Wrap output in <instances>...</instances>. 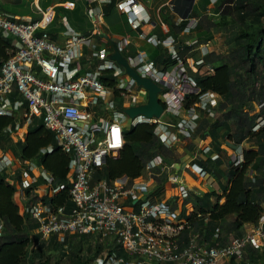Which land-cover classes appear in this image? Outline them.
<instances>
[{
    "label": "built area",
    "instance_id": "built-area-1",
    "mask_svg": "<svg viewBox=\"0 0 264 264\" xmlns=\"http://www.w3.org/2000/svg\"><path fill=\"white\" fill-rule=\"evenodd\" d=\"M115 7L126 14L130 28L136 31L139 39L153 47L164 48L175 65L167 69L157 67L146 50L130 54V33L116 40L111 51L105 29L102 30L106 28L104 13L98 8L87 10L93 24L89 34L76 31L63 19L64 42L61 44L53 40L48 31L55 20L52 9L44 10L37 5L39 19L20 18L0 11V33L4 38H13V47L7 49L8 58L0 61V116L14 117L21 112L26 123L34 116H42L57 146L70 155L73 169L72 184L68 188L73 202L70 209L66 204L56 206L43 201L27 204V212L38 224L42 238L46 240L57 235L63 241L69 234L94 235L114 249L96 257L95 264H231L232 259L243 258L247 246L264 249V206L258 224L246 226L243 235L220 243L221 229L218 227L212 239L202 237L201 231L195 230L191 220L182 216L179 209L192 192L180 179L177 163L155 159L145 165L142 176L133 180L128 176L95 179L97 169L108 158L120 157L126 143L124 127L128 119L133 126H155L161 142L171 148L182 138L185 141L193 139L201 113L214 117L219 99L216 92L203 91L189 71L212 73L214 67L201 69L199 66L204 64V58L195 60L191 55L180 54L185 46L200 50L203 57L210 53L209 44L192 37L198 23L196 16L178 18L177 25L184 20L188 22L181 31L187 39L179 44L169 26L161 20H153L148 8L139 0H119ZM158 25L163 35L152 31ZM95 35L100 37L98 48V43L93 41ZM85 49L89 51L87 59L95 65L80 73ZM115 51H119L141 76L151 78L160 86L158 98L164 107L160 116L130 117L126 110L116 107L112 99L118 97L116 91L120 97L131 100L126 108L145 104L147 99L142 100L135 91L137 82L125 67L111 58ZM107 74L115 81L114 86L106 83ZM15 93L24 100L15 99ZM190 98H195L194 102L187 105ZM101 103L106 110L105 116L98 110ZM95 117L97 121L93 122ZM263 126L264 119L259 117L253 131L258 132ZM19 127L16 123L6 126L4 131L13 134ZM246 149L245 141L236 142L229 153L235 167L243 166ZM53 150V146H47L40 151ZM202 153L211 154V145L204 146ZM197 156V152L191 155L193 167L205 178L208 171L196 162ZM12 163L6 154L0 153V172H5ZM27 164L22 173V191L28 188L35 191L41 185L46 194L55 195L67 189L66 184L57 183L54 174L43 166L32 160ZM166 172L167 182L177 192L168 198H158L154 196L152 183ZM196 217L209 221V213L198 212Z\"/></svg>",
    "mask_w": 264,
    "mask_h": 264
},
{
    "label": "trees",
    "instance_id": "trees-1",
    "mask_svg": "<svg viewBox=\"0 0 264 264\" xmlns=\"http://www.w3.org/2000/svg\"><path fill=\"white\" fill-rule=\"evenodd\" d=\"M204 2L210 3V0ZM215 3L220 11L219 18L203 14L195 29L202 26L200 36L205 39L212 36L211 30L231 31L226 33L230 51L227 54L213 51L205 55L204 64L200 68L205 69L211 65L214 72L195 73L193 76L203 91L216 92L222 100L214 108V118L204 117L199 121L188 149L196 146V138L205 139L208 136L211 137L213 149L218 152H224L220 146L225 140L237 143L251 141L255 145L245 151V162L241 168L235 167L229 156L221 157L223 153L215 160L210 157L199 158L197 161L219 181L221 193L213 190L202 197L191 195L184 202L182 216H187L195 230L201 231V236L208 240L212 239L219 227V242L226 243L235 236L243 235L246 226L258 224L264 206V126L258 132L253 131L258 118L264 119V0H218ZM76 11L77 7L74 9L75 15ZM192 15H197L196 9ZM70 19L74 20L72 17ZM81 23L83 22H73L77 28H80ZM187 24L184 20L180 25L174 26L175 33L181 34ZM12 47L13 38H4L0 33V61L8 58L7 49ZM155 48L157 51L162 50V47ZM183 50L181 54L185 55L191 48L185 46ZM153 59L164 69L175 65V61L165 51L159 52ZM109 77L110 74H107L106 83L114 86L115 81ZM258 82L259 86H256ZM116 94L119 96V91ZM194 99H188L187 105L192 104ZM254 100L260 105V110L251 114L247 106L252 107ZM12 122V117L0 116V147L10 139L2 129ZM222 130H225L223 134L220 133ZM124 132L126 143L120 157L108 158L97 169L96 180H113L122 176L136 179L142 176L145 165L157 156L168 164L180 162L178 147H166L155 133V126L140 124ZM53 143L55 146L52 152H40L41 148ZM21 145L23 158H35L40 165L54 174L57 183L67 186L60 193L41 200L49 205L66 204L70 209L73 206L68 192L71 186L68 179L70 155L57 146L53 132L43 124L34 126ZM5 176V172H0V219L3 221L0 264H61L65 258L71 264H92L105 248L109 252L114 250L112 245L107 247L94 235L69 234L63 241L55 235L43 239L40 233L35 232L38 224L28 214H20V207L14 198L16 186L8 183ZM166 178V173L156 177L161 188ZM160 191L157 193L160 194ZM27 194H34L33 189L27 190ZM37 199L35 195L33 200ZM190 202L195 207L191 216L187 213V204ZM198 212L209 213V221L197 219ZM55 254H58L57 258L51 262V257ZM231 264H264V249L247 246L243 258L232 259Z\"/></svg>",
    "mask_w": 264,
    "mask_h": 264
},
{
    "label": "crops",
    "instance_id": "crops-1",
    "mask_svg": "<svg viewBox=\"0 0 264 264\" xmlns=\"http://www.w3.org/2000/svg\"><path fill=\"white\" fill-rule=\"evenodd\" d=\"M118 1L119 0H0V11L8 12V13L15 15V16H18L20 18L31 17L33 19H39L41 17V14L37 9V5H39L44 10L52 9V11L54 12V15H55V19H57L58 21L55 23V20H54V22L48 26V31L50 33L51 38L61 44L64 42V37L62 36V31L64 29L62 20L66 19L71 24V26L76 29V31H78L82 34H89L92 31V27L90 24L92 21L87 14V10L89 7H94V8L100 9L104 13V21H105L106 28L103 27L102 30L105 29L106 36L108 37V40L110 42V48H111L110 50L111 51L113 50V46L115 44L114 42L116 40H120L123 36H125L129 33L131 34V39H132V42H131L130 47H129L130 54L135 53L139 50H146L148 52V55L150 56V58L153 59L159 52L165 51L164 48H162V50L157 51L155 47L148 44L145 40L139 39L137 37L136 31L132 30L130 28L128 22H127L126 14L117 11L115 5L117 4ZM139 1L148 8L153 20H155V21L161 20L164 24L169 26L171 35H173L176 38V40L178 41L179 44L182 43L183 39H187V36L184 38L181 34L177 35L175 33V27L174 26H178L177 20L179 17L185 18V17H187V15H190V16H196L200 20L202 18L203 14L213 15L215 18L216 17L219 18V14H220V11L217 9V3H213L212 0H210V3L204 2L205 0H200V1L199 0H139ZM41 4H47V5L45 7H42ZM59 7H62L63 9H59ZM76 7H77V11H76V15H75L74 9ZM193 9L194 10L196 9L197 15H192V13L194 11ZM57 11H58V13H57ZM56 14H58V15H56ZM71 17L74 18V20H71L70 19ZM84 17H86V19H88V23L86 21H84ZM73 22L74 23L75 22H83V23H81L80 28H77L74 26L75 24H73ZM201 29H203L202 26L201 27L199 26V28L197 27L194 30V32H193L195 34L194 37H198L199 40L204 44H209L210 52L215 51L216 53H220L216 49V46L218 43V39L216 37V34H212L211 37H209L208 39H205L204 36H202V37L200 36ZM152 31H155V32L162 34V35L164 34L160 25L153 28ZM192 36H193V34H192ZM93 41L98 43L97 48H98V45L101 46V44L99 43L100 37L98 35H95L93 37ZM226 44L229 48V45L227 42H226ZM149 47H152V49H149ZM183 51L184 50L180 51V54ZM84 53L86 56L89 53V51L87 49H85ZM181 55H184V54H181ZM185 55H191L195 60H198L200 58H204L202 56L201 51L198 49L191 50L190 53H188V54H187V52H185ZM87 57L88 56L81 59L82 64H83V69L81 70L80 73L86 72L87 70L91 69L95 65V63L91 64L89 62V60L87 59ZM93 62H94V60H93ZM156 66L159 67L158 64H156ZM159 68H162V67H159ZM193 72L197 73L195 71H193ZM192 76H193V74H192ZM125 79H127V77H125ZM137 90L139 91L140 89L137 88ZM13 97L15 99L24 100V98L20 94H17V93H15ZM112 99L114 100L116 107L121 109V110L122 109L125 110L126 105L129 104V102H128L129 98L124 99V97L118 96V97H115ZM141 99L146 100L147 97H144L141 95ZM221 100H222V97L219 95L218 105H219V102ZM101 104L102 105L99 106L98 110L101 112V114H103V116H105L104 112L106 113V110H104V107H103L104 104L103 103H101ZM25 105H26V101H25ZM204 117H209V116L205 113H201V117H200L199 121ZM214 117H210V118H214ZM12 119H13V122L6 125V126H14V125H16V123H19L20 127H19V129H17L16 132H13V134L6 133L4 131V128L6 126L3 127L2 132L5 135L7 134L10 137V139L7 142H4L2 144V146L0 147V153L6 154L13 162L12 165L5 171V174H6L5 177H6V181L8 183L16 186L14 198L20 207L19 212L21 215L28 214L30 216V214L27 212V209H26L28 203L36 202V201L41 202L42 201L41 199L43 197L53 196V195L46 194L43 186H41V185L38 188H36L35 191L33 190L34 194H27V190H29L30 188L26 189L25 192L22 191V189L20 188L22 185L23 178H24V176L22 174L23 169H25L28 166V164H27L28 160H32V161L36 162L38 165H40L35 158H32V159L27 158L26 159V158L22 157L21 148L23 145H21V143H24L26 141V139L28 137L29 130H31L32 127H34V126L36 127L39 124L44 125V121H43L42 116H34L30 123H26L21 112L16 113L15 116L12 117ZM95 121H97V117H95L93 119V122H95ZM132 126L133 125L131 124L130 119H128V121L124 127V131L126 129L127 130L131 129ZM44 127H45V125H44ZM46 129H48V128H46ZM224 131L225 130H222L220 133L223 134ZM205 139H207L206 142H205ZM205 139L199 138V137L196 138L195 139L196 146L193 149H188L190 141H185V140H183V138L181 139L180 142L175 144V146L178 147V151L181 150L182 153L188 151V155H189L188 156L189 158H187L185 160L182 159V160H180L179 163L176 164V171L179 173V176H180V179L182 180V182L190 188V190L192 192L191 195L194 194V195L200 196V197H202L206 192L213 191L214 189H216L217 186H219V189H220V184H219V181L217 179H215L210 173H208L205 176V178L200 176L197 173V171L193 167L194 161H193V158L191 157L193 152H197L198 156H197L196 162L198 164H200L198 162L199 158L207 159L210 157V158H212V160H215V159L219 158L222 153L223 154L221 157L227 158L229 156V153L232 151V149L235 147V144H236V142L233 140L222 141L221 142L222 144L220 147L224 150V152H225L224 153V152H218V151L213 149L212 144H211V137L208 136ZM246 142L247 141H245V145L247 146L248 143H246ZM19 143H20V145H19ZM208 144L211 145V154H203L202 148ZM48 146L54 147L55 145L53 143V144H49ZM45 147H47V146H45ZM247 148H250V147L247 146ZM41 153L45 154L47 152H45V153L41 152ZM48 153H50V152H48ZM214 155H218V157L214 159L213 158ZM156 159H158L157 162H162V159L159 156H157ZM201 166H203V165H201ZM188 171L191 172L193 175H190L188 173ZM49 172H51V171H49ZM166 174H167V178H168V173L166 172ZM193 176H195V178ZM198 178L200 179V181L202 179V182H204V183L207 182L208 185H211L214 189H212V188H211L212 190L211 189L210 190L204 189L203 187H201V185H199V184H197V182H195V184H197V186H200L201 190H202L201 192L196 191L194 188V187H196V185L192 184V181H195V179L198 180ZM68 179H69L70 183L72 184L73 169L70 165V162H69ZM224 182H222V183H224ZM213 183H215V184L213 185ZM152 186L154 187V190H155L154 196H157L158 198H163L164 195H166V198H168V197H170V195L176 194V192H177V190L174 188V186H171L170 183L167 182V180L165 181V184L162 188L160 187V185H158L157 181L153 182ZM159 190H161L160 194L157 193V191H159ZM220 191H221V189H220ZM35 195H37V197H38L37 200H33V197ZM212 200H214V199L212 198ZM169 201H171V200H169ZM222 201H224V199H222ZM189 204L191 205V208H189L187 206V209H188L187 213L188 214H189V212H191L195 208L192 202H190ZM173 205L176 206L175 204H173ZM181 205L182 204H180V207H181ZM183 208H184V206L179 208L181 212H182ZM30 218H31V216H30ZM0 224H1V227H0V234H1V229L3 228V221L1 219H0ZM248 226L251 227V225H248ZM35 232L40 233L38 227L35 230Z\"/></svg>",
    "mask_w": 264,
    "mask_h": 264
},
{
    "label": "water",
    "instance_id": "water-1",
    "mask_svg": "<svg viewBox=\"0 0 264 264\" xmlns=\"http://www.w3.org/2000/svg\"><path fill=\"white\" fill-rule=\"evenodd\" d=\"M119 64L125 67L126 72L133 77L138 85L143 86L148 91V102L142 105L131 106L126 109V112L135 117L138 114H145L149 117L160 116L164 110L163 105L160 103L158 93L161 91L160 86L149 77L141 76L130 64L127 59L119 52L115 51L111 55Z\"/></svg>",
    "mask_w": 264,
    "mask_h": 264
},
{
    "label": "rangeland",
    "instance_id": "rangeland-1",
    "mask_svg": "<svg viewBox=\"0 0 264 264\" xmlns=\"http://www.w3.org/2000/svg\"><path fill=\"white\" fill-rule=\"evenodd\" d=\"M200 1V0H199ZM218 1V0H217ZM47 4H41V6L42 7H45ZM216 18H218V17H216ZM90 20V19H89ZM58 20L57 19H55V23L57 22ZM84 21H86L87 23H88V19H86V17H84ZM91 24V27L93 28V24H92V22L90 23ZM88 28V27H87ZM211 34H216V37H217V39H218V43H217V46H216V49L218 50V52H220V53H223V54H227V53H229V51H230V49L228 48V46H227V44H226V36H227V34L226 33H230L231 31H228V30H226V31H224V30H222V31H213V30H211ZM195 36V34L193 33V36L192 37H194ZM149 49H152V47H149ZM198 54V53H197ZM171 67V66H170ZM189 71L192 73V74H195L192 70H190L189 69ZM259 82H260V85H261V81L259 80ZM259 82L256 84V86H259ZM135 91L136 92H139V94L140 95H142V96H144V97H147L148 96V91L143 87V86H141V85H138V84H136L135 85ZM137 88H139L140 90L139 91H137ZM125 99V98H124ZM128 101H131V100H129L128 99ZM257 101L256 100H254V102H252L251 104H252V107H250V105H248L247 106V109L248 110H250V112H251V114H255V113H258L259 112V110H260V105H258L257 103H256ZM104 115H106V113L104 112ZM259 119V118H258ZM206 140L207 139H205V142H206ZM246 143H248L247 144V146H249V147H253L255 144L253 143V142H251V141H247ZM246 146V147H247ZM256 148V147H255ZM179 153V156L181 157V160L182 159H187V158H189L188 156V151H186V152H184V153H182L181 152V150L178 152ZM188 173L190 174V175H193L191 172H189L188 171ZM186 177V176H185ZM194 178H195V176H193ZM189 178V177H188ZM187 179V178H186ZM192 180V179H191ZM188 181V180H187ZM195 182H197V184H199V185H201V187H203L204 189H208V190H210L211 188L212 189H214L211 185H208V183L206 182V183H204V182H202V179H201V181H200V179L198 178V180L197 179H195V181H192V184H194V185H196V187H194L195 188V190L196 191H198V192H201L202 190H201V187L200 186H197V184H195ZM202 183V184H201ZM215 183H213V185H214ZM211 189V190H212ZM214 190H216L218 193H220L221 191H220V189H219V186H217L216 187V189H214ZM164 198H166V195H164L163 196ZM214 199H215V197H213ZM179 203V202H178ZM187 206L189 207V208H191V205L188 203L187 204ZM87 244V243H86ZM86 246V245H85ZM107 251H108V248H105V250L102 252V254L103 255H105L106 253H107ZM57 256H58V254H55L53 257H51V262H54V260L57 258ZM96 263V260H94V261H92V264H95ZM35 264H37V262L35 263ZM61 264H71L70 263V261H69V259L68 258H65V259H63L62 260V263Z\"/></svg>",
    "mask_w": 264,
    "mask_h": 264
},
{
    "label": "clouds",
    "instance_id": "clouds-1",
    "mask_svg": "<svg viewBox=\"0 0 264 264\" xmlns=\"http://www.w3.org/2000/svg\"><path fill=\"white\" fill-rule=\"evenodd\" d=\"M216 1H217V0H216ZM216 1H215V2H216ZM212 2H213V1H212ZM215 2H213V3H215ZM147 102H148V96H147ZM147 102H146V103H147ZM140 105H142V104H140ZM136 106H137V105H136ZM129 108H130V107H129ZM125 110H126V109H125ZM138 115H139V114H138ZM144 115H145V114H144ZM136 116H137V115H136ZM146 116H147V115H146ZM130 117H131V116H130ZM139 125H140V124H139ZM246 150H247V149H246ZM55 236H57V235H55ZM57 237H58V236H57ZM59 240H60V239H59ZM60 241H61V240H60Z\"/></svg>",
    "mask_w": 264,
    "mask_h": 264
}]
</instances>
